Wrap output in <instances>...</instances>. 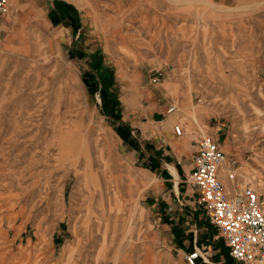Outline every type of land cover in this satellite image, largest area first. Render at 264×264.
<instances>
[{"label": "rangeland", "instance_id": "374dc122", "mask_svg": "<svg viewBox=\"0 0 264 264\" xmlns=\"http://www.w3.org/2000/svg\"><path fill=\"white\" fill-rule=\"evenodd\" d=\"M96 3L95 26L45 21V42L0 48V264H186L148 225L132 89L201 109L245 177L264 175V0Z\"/></svg>", "mask_w": 264, "mask_h": 264}, {"label": "crops", "instance_id": "0c3cea01", "mask_svg": "<svg viewBox=\"0 0 264 264\" xmlns=\"http://www.w3.org/2000/svg\"><path fill=\"white\" fill-rule=\"evenodd\" d=\"M7 1L8 11L0 16L2 50L7 47L16 52L28 51L29 46L34 45L36 41L42 39L45 42L41 28H45L47 22L53 25L63 23L65 27L71 28L73 33L84 24L83 19L89 20L90 26L97 25L96 0H90L88 7H85L82 0ZM60 32L64 33L62 30ZM140 88L142 93L138 96L136 90L132 89L134 96L148 103L123 110L121 119L130 132L135 130L139 137L137 143L130 140H125L124 143L134 149L150 181L144 190L142 203L148 212V225L153 229V238L157 243H175L184 254L190 252V248H199L215 262V256L219 254V249L215 248L216 242L214 243L215 239H218L217 231L208 222L202 206L198 204L197 189L187 182V178L192 169L193 139L200 132L213 138H217V133L208 128L201 109L191 110L184 104V108L169 113L165 103L166 99H170L168 93H163L157 98L146 86ZM130 98L134 100L132 95ZM132 99L123 100L129 102L133 101ZM117 100L123 102L120 97ZM121 102L119 104L124 105V102ZM176 123L182 126L180 136L173 130ZM220 148L228 156H233L227 146ZM239 160V174L235 180L227 178L225 166L218 172L220 181L230 195L245 184L246 178L243 175L252 173L253 170L246 160ZM252 177L254 184L264 183V175ZM220 261L218 260L217 264H220ZM196 264L205 263L198 259Z\"/></svg>", "mask_w": 264, "mask_h": 264}, {"label": "built area", "instance_id": "2783aa9c", "mask_svg": "<svg viewBox=\"0 0 264 264\" xmlns=\"http://www.w3.org/2000/svg\"><path fill=\"white\" fill-rule=\"evenodd\" d=\"M8 11V1L0 0V16ZM151 82H159L153 77ZM197 102L203 104L204 98ZM177 105L172 104L167 111L175 112ZM174 133H182V126L176 123ZM192 169L187 178L197 189V201L202 205L208 222L216 229L228 249L229 255L241 264H264V183L254 184V178H246L244 185L230 195L218 177L225 166L227 178L235 180L238 176L240 160L228 156L217 141L209 134L200 132L192 142ZM186 252V264H196L203 259L201 249Z\"/></svg>", "mask_w": 264, "mask_h": 264}, {"label": "trees", "instance_id": "16d2710c", "mask_svg": "<svg viewBox=\"0 0 264 264\" xmlns=\"http://www.w3.org/2000/svg\"><path fill=\"white\" fill-rule=\"evenodd\" d=\"M119 116H117V118H118ZM124 130H125V128H120V129H117V132L120 134V135H122L123 133H124ZM125 140L128 138V135H126L125 137ZM131 141V140H130ZM215 248L216 249H219V254H216V256H215V262H217L218 260H221L220 261V264H241V263H239V262H236L230 255H229V253H228V249H227V247L223 244V242H221V243H216L215 244ZM192 249L193 248H190L189 250H190V252H192ZM221 257H223V260H222V258Z\"/></svg>", "mask_w": 264, "mask_h": 264}, {"label": "bare ground", "instance_id": "6f19581e", "mask_svg": "<svg viewBox=\"0 0 264 264\" xmlns=\"http://www.w3.org/2000/svg\"><path fill=\"white\" fill-rule=\"evenodd\" d=\"M142 93V92H141Z\"/></svg>", "mask_w": 264, "mask_h": 264}]
</instances>
